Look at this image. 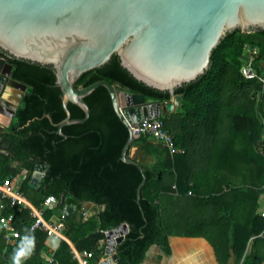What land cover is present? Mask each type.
<instances>
[{
  "label": "trees",
  "instance_id": "trees-1",
  "mask_svg": "<svg viewBox=\"0 0 264 264\" xmlns=\"http://www.w3.org/2000/svg\"><path fill=\"white\" fill-rule=\"evenodd\" d=\"M245 45L256 48V53L249 56ZM0 56L12 64L11 76L29 86L13 121L0 132V175L15 181L26 169L19 189L35 206L48 195L57 198L58 204L45 211V218H62L63 233L70 243L57 241L53 264H78L72 246L78 251L93 250L91 264H96L102 255L98 244L105 237L103 231L121 223H127L129 229L116 247V264H139L152 244L169 254L172 234L205 236L220 264H227L231 247L237 262L243 257L241 264L264 262V255L247 246L251 237L255 243L264 232V217L257 213L258 197L264 191V86L258 77L247 79L241 73L245 58L251 57L252 66L264 76V29L227 32L212 50L209 68L175 88L182 95L180 104L160 119L175 145L184 151L172 154L162 142L140 135L127 154L138 144L144 155L153 158L150 163L134 158L143 173L120 159L128 129L115 113L104 86L84 97L90 108L88 118L64 125L61 135L55 124L66 112L51 65L11 57L2 50ZM99 79L142 93L147 99H170L168 91L135 79L115 53L104 65L84 72L74 86ZM67 108L71 118L84 116L74 103L68 102ZM13 161L17 164L11 165ZM37 163H44L46 169L39 186L32 189L28 182ZM143 175L145 182L137 199ZM62 195L76 199L77 207L60 217L55 209ZM173 199L183 205L180 214L187 210L190 229L184 233L170 229L167 214ZM85 202L102 208L83 217L80 207ZM10 212L16 229L26 237L8 243L0 225V264H14V256L20 264H42L48 234L30 229L29 208L7 204L0 216Z\"/></svg>",
  "mask_w": 264,
  "mask_h": 264
},
{
  "label": "water",
  "instance_id": "water-1",
  "mask_svg": "<svg viewBox=\"0 0 264 264\" xmlns=\"http://www.w3.org/2000/svg\"><path fill=\"white\" fill-rule=\"evenodd\" d=\"M264 29V0H0V50L8 56L51 65L61 90L65 118L56 123L58 134L70 123L85 121L90 108L84 97L104 86L113 109L128 129L120 159L143 169L127 151L140 135L129 123L164 116L180 104L175 88L201 76L210 66L212 50L227 32ZM138 81L160 91L169 100L147 99L142 93L120 89L106 79L75 87L86 71L107 63L113 54ZM249 60V57L245 58ZM12 64L0 56V130L11 121L28 85L11 77ZM84 111L71 118L67 103ZM9 108V109H8ZM49 117V114H45ZM50 118V117H49ZM46 165L37 163L28 186L36 189ZM142 181L137 187L140 197ZM77 200L62 195L56 213L75 212ZM127 223L105 234L106 258L116 264L117 245L124 239ZM230 249L228 264H233Z\"/></svg>",
  "mask_w": 264,
  "mask_h": 264
},
{
  "label": "built area",
  "instance_id": "built-area-1",
  "mask_svg": "<svg viewBox=\"0 0 264 264\" xmlns=\"http://www.w3.org/2000/svg\"><path fill=\"white\" fill-rule=\"evenodd\" d=\"M245 51L249 56L256 53V48H250L248 45L244 46ZM242 75L247 79H252L258 77L264 86V76L259 75L256 69L252 66L251 57L249 60L245 61L241 67ZM129 126L133 133L139 135H147L151 137L154 141L162 142L170 151V153H181L184 150L175 145L173 136L164 128L163 121L160 117L143 119L137 122L129 123ZM261 139L264 141V120H263V133ZM27 171L24 170L21 174V180L25 179ZM11 207L29 208L30 214L33 218L30 224V229H41L48 234V237L52 238L54 241L59 239H67L63 233L65 227L64 221L60 218L58 221H53L45 218V211L48 209L55 208L58 204V200L54 195H48L44 198L40 206H35L19 189V185L12 181L11 177H2L0 175V212L6 207V205ZM93 211L90 206L83 203L80 207V214L83 217H88ZM264 217V210L261 212ZM61 215L60 217H62ZM0 225L4 229V235L6 242L12 243L16 239L24 240L25 235L21 234L14 225V214H2L0 216ZM108 229L103 232L106 234ZM105 241L104 237L99 241L98 247L101 248L102 255L105 252ZM54 249L55 246L51 247L48 251H42V257L44 261L42 264H53L54 263ZM73 257L77 260L78 264H91V260L94 257L93 250H82L78 251L72 246ZM102 257V256H101ZM100 257V258H101ZM233 264H241V262H234Z\"/></svg>",
  "mask_w": 264,
  "mask_h": 264
},
{
  "label": "crops",
  "instance_id": "crops-1",
  "mask_svg": "<svg viewBox=\"0 0 264 264\" xmlns=\"http://www.w3.org/2000/svg\"><path fill=\"white\" fill-rule=\"evenodd\" d=\"M177 107H175L176 109ZM174 109V110H175ZM9 115H0V119L3 121H7V118ZM14 116L11 118L10 123L13 121ZM9 123V124H10ZM8 124V126H9ZM8 126H5L2 131H4ZM0 130V132H2ZM136 155V151H135ZM137 159H141L142 155H138ZM17 162L13 161L11 165H16ZM26 170L23 169L20 173V177L22 172ZM27 171V170H26ZM22 181V180H21ZM21 181L15 182L20 185ZM172 188H175V185H172ZM172 191V190H171ZM177 193V192H175ZM190 195V194H188ZM170 203V209H168L167 217L169 219L170 229L174 231L175 233H184L190 229V226H188V222L185 220L186 211L185 213L179 212L180 205L178 206V203L174 201ZM184 200V199H182ZM183 201H181V204ZM87 206L91 207V210L94 212L98 210L99 208H102L94 205L91 202H86ZM172 206V207H171ZM264 210V203L260 200V194L258 197V206H257V213H260ZM180 217V218H179ZM179 218V220H178ZM65 235V234H64ZM66 237V236H65ZM67 238V237H66ZM254 237H251L248 241V250H253L256 253L260 255H264V232H262L259 235V238L254 243L253 240ZM69 243V239H66ZM169 246H170V253L167 254L162 246L157 244H152L147 249L143 259L140 261L139 264H220V262L217 260L215 251L211 243L208 241V239L205 236L202 235H181V234H172L168 237ZM57 244L56 241H54L52 238H48V250L55 246ZM230 249H233L232 247ZM230 249H229V256H230ZM47 250V251H48ZM234 252V251H233ZM102 256V255H101ZM229 258V257H228ZM234 262H237L235 259V254H233ZM238 262H243V257ZM99 264H109V261L106 258H102L99 262ZM228 264V260H227ZM264 264V262H262Z\"/></svg>",
  "mask_w": 264,
  "mask_h": 264
},
{
  "label": "rangeland",
  "instance_id": "rangeland-1",
  "mask_svg": "<svg viewBox=\"0 0 264 264\" xmlns=\"http://www.w3.org/2000/svg\"><path fill=\"white\" fill-rule=\"evenodd\" d=\"M119 88L122 89V87H120V86H119ZM140 146L141 145L136 144V145H133L131 147V149H130L131 156L133 158H135V157H139L138 155L140 154V155H142V157L140 159L141 161H143L144 163H150V162H152L153 161V158L150 155L149 156L144 155V152H142L143 151L142 150V147H140ZM135 151H136V155H135ZM19 181H21V177L20 176H18L16 178V182H19ZM260 200H261V202L263 201V203H264V191H261L260 192Z\"/></svg>",
  "mask_w": 264,
  "mask_h": 264
},
{
  "label": "flooded vegetation",
  "instance_id": "flooded-vegetation-1",
  "mask_svg": "<svg viewBox=\"0 0 264 264\" xmlns=\"http://www.w3.org/2000/svg\"><path fill=\"white\" fill-rule=\"evenodd\" d=\"M12 69V68H11ZM10 73H11V71H10ZM12 77V76H11ZM13 78V77H12ZM29 90V86H28V89H27V91ZM26 91V92H27ZM25 92V93H26ZM25 95V94H24ZM24 95L22 96V99H23V97H24ZM22 105V101H21V103L19 104V106L17 107V109L20 107ZM9 109V108H8ZM17 109L14 111V115L16 114V111H17ZM7 113H8V115H9V113H10V109L7 111Z\"/></svg>",
  "mask_w": 264,
  "mask_h": 264
},
{
  "label": "clouds",
  "instance_id": "clouds-1",
  "mask_svg": "<svg viewBox=\"0 0 264 264\" xmlns=\"http://www.w3.org/2000/svg\"><path fill=\"white\" fill-rule=\"evenodd\" d=\"M13 259H14V264H20L19 259H17L15 256L13 257Z\"/></svg>",
  "mask_w": 264,
  "mask_h": 264
}]
</instances>
